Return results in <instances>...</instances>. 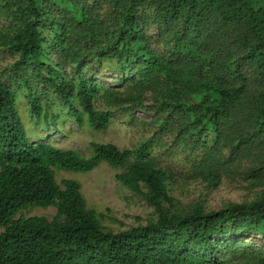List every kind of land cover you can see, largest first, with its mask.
<instances>
[{
  "label": "trees",
  "instance_id": "16d2710c",
  "mask_svg": "<svg viewBox=\"0 0 264 264\" xmlns=\"http://www.w3.org/2000/svg\"><path fill=\"white\" fill-rule=\"evenodd\" d=\"M134 111L152 135L131 149L47 139ZM102 164L152 209L144 224L114 232L57 181ZM178 177L258 192L207 210L176 198ZM247 235L264 242V0H0V264H264Z\"/></svg>",
  "mask_w": 264,
  "mask_h": 264
},
{
  "label": "rangeland",
  "instance_id": "374dc122",
  "mask_svg": "<svg viewBox=\"0 0 264 264\" xmlns=\"http://www.w3.org/2000/svg\"><path fill=\"white\" fill-rule=\"evenodd\" d=\"M10 62L11 59L6 57L2 60V65ZM108 77L103 76L101 81L110 85L113 81ZM18 109L27 138L34 142L44 139L45 134L32 127V121L27 114L25 104H21ZM133 116L138 123L130 124L125 114H115L110 125L101 132L78 129L71 124L69 128H63L56 134H50L47 139L59 149L75 150L84 156H89L91 143H109L119 149H131L152 135V129L145 125L148 116L139 111H134ZM164 161L170 162L166 158ZM174 162L177 165L181 163L178 159H175ZM116 173L119 172L102 164L87 174L61 172L57 175V181L60 182L63 179L77 181L87 207L103 214V226L118 232L144 224L152 214V209L142 199L134 196L117 183L114 179ZM178 179L179 186L173 192L176 198L184 204L202 202L207 210H218L229 202L239 203L247 199L248 196L249 198L254 197L258 192V190L251 192L243 190L237 183L234 184L227 180H223L215 190H209L203 183H188L184 181V177H178ZM22 213L25 217L43 216L50 220L55 215V209L52 207L32 208ZM243 239L264 248V242L257 236L247 235Z\"/></svg>",
  "mask_w": 264,
  "mask_h": 264
}]
</instances>
